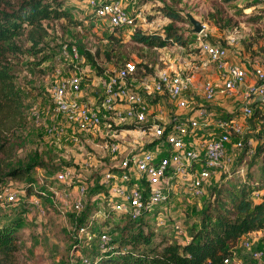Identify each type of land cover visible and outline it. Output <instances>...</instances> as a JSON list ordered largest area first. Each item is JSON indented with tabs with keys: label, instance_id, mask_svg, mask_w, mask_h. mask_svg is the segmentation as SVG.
<instances>
[{
	"label": "rangeland",
	"instance_id": "obj_1",
	"mask_svg": "<svg viewBox=\"0 0 264 264\" xmlns=\"http://www.w3.org/2000/svg\"><path fill=\"white\" fill-rule=\"evenodd\" d=\"M67 1L68 8L72 11V21L66 19L46 21L50 36L44 46L48 48V54H51L52 57L38 66L33 64L34 59L28 55L19 54V58L10 57L9 60L10 66L16 73L15 83L23 92L27 119L25 122L26 128L17 129L18 122H13L12 118L6 114L3 119L4 125L1 126L3 135L10 137L11 141H16L20 145L19 150L15 151L16 156L24 158L29 153L37 151L45 159L48 166L37 168L34 172L40 181L36 182L35 186L39 188L46 184L43 189L48 195L54 193L52 200L56 206V208L51 207L45 199L36 196L30 197L28 212L24 216L20 250L14 264H76L82 261L83 258H81L80 252L74 248V244L78 241L80 244L85 245L86 234L80 235L78 232V226L81 225L80 219L85 209L77 211L76 209L65 210L62 208L61 198L56 194V191H62L65 184L56 179V174L62 167H70L76 171L77 178L72 184L73 192L76 191V186L78 187L82 183L81 179L93 178V183L87 186L88 190L83 198L86 208L91 199V191L101 183L97 180L103 176L104 172L119 165L117 159L114 158V154L102 143L101 137L77 131L66 118L54 111L51 87L53 82L56 81L55 69L61 67L65 69L66 73L77 72L75 69L67 68L66 63L60 56V45L62 43H76L78 46H80L79 43H82L81 49H89L92 53H96L100 49L101 55L97 59L104 69L109 72L115 71L125 59H131L135 63L146 61L154 67L155 71L173 65L181 69L192 82L189 98L194 103L191 106L197 107L206 104L212 112L209 128L200 131V134L210 136L218 134L215 118L221 114H226L227 111L235 110L236 107H242L245 101L243 96L236 93L218 96L212 102L207 103L205 101L203 87L206 82L222 86L223 78L215 66L209 62L208 57L202 52L200 53L199 43L192 35L193 24L190 22L189 16L200 20L205 25L209 35L214 39L226 38L232 34L238 40H243L242 44L250 41L251 35L258 28L264 27V23L252 24L249 20L252 17V12L242 15L237 14L238 9L233 6L234 4L227 3L224 0H126L130 9L141 7L138 9L143 10L146 18L140 21L136 28L148 32L161 31L171 22L164 15V12H161L162 7L170 6L180 11L185 19L175 25L184 34V38L189 39L191 44L187 47L174 44L164 49L148 48L134 42L129 34H126L115 44L109 38L110 32L106 33L107 27L105 25L94 28L91 24L86 23L87 15L89 12H93V9L87 8L81 0ZM246 1L248 0H240L238 3L243 5ZM219 17H222L223 20H219ZM229 19H231V23H237L235 28L227 29L228 26L226 25ZM16 42L24 48L30 46L24 36L18 37ZM109 47H116V52L113 55L119 56L121 62L116 63L117 56H112V61L105 56L104 51ZM245 63L250 67V76L253 78L252 65L248 61H245ZM83 69V75L86 73L93 75L96 71V67L91 65L85 66ZM94 79L97 80L96 77ZM94 81L91 79L90 81L89 79L84 81V89H89L88 91L85 89L86 94H96L97 87L92 84ZM171 105L175 109V106L170 103L168 104L169 108L172 109ZM179 112L177 110V113ZM17 119L19 120V118ZM242 121L244 122L245 138L247 141L252 142L246 147L248 149L246 159L240 161V155L234 154L230 144L228 155L223 160L224 168H220L210 179L206 187V193L202 198H193L183 189H180L172 203L162 204L160 211L151 212L145 217L141 224L143 225L146 220L148 225L156 228L157 232L153 235L154 239L159 240L163 235H171L178 240L191 238L192 228L197 229V227H200L203 208L214 202L213 193L218 192L230 181L240 182L248 176L252 182L262 181L264 175L263 120L257 118ZM53 126L58 128L57 132L52 131ZM16 130L19 136L16 140H12V135ZM260 147H262V151H259ZM228 157H230V161ZM235 169H240V172ZM242 170L244 171L242 172ZM25 183V179L10 178L7 183L0 184V187L8 185L20 190L18 201L23 205L25 189L22 188ZM78 197L79 195L76 196L73 193L74 200H77ZM36 200L39 201V206ZM105 200L106 194H102L101 199L93 202V207H96L95 217H90L93 219L88 220L95 223L96 226H103L102 223L105 221L106 215L111 213V222L119 223V226L123 228L129 222V216H122L123 214L116 213L109 207V204L112 206L116 204L118 197H109L107 203H105ZM18 201L0 203V208L13 209L20 205L17 203ZM42 210H44V214ZM160 220L164 221L163 224L160 223ZM175 221L183 222L184 234L176 232L174 229ZM109 227L108 223L104 226V229L109 230L110 233L119 228ZM96 230H98V227H96ZM118 232H115V234H118ZM239 250L240 248H238V253Z\"/></svg>",
	"mask_w": 264,
	"mask_h": 264
},
{
	"label": "built area",
	"instance_id": "obj_2",
	"mask_svg": "<svg viewBox=\"0 0 264 264\" xmlns=\"http://www.w3.org/2000/svg\"><path fill=\"white\" fill-rule=\"evenodd\" d=\"M81 1L93 9L87 15L86 23L94 28L105 25L110 29L133 31L146 18L143 10L130 9L126 0ZM258 1L264 3V0ZM197 35L200 53L208 57L223 78L222 86L206 82L203 87L205 101L212 102L218 96L233 93L240 94L245 101L239 115L217 116L218 134L210 136L200 134V131L209 128L212 112L206 104L191 106L194 103L189 98L192 82L181 69L173 65L137 76V64L129 60L114 74L106 69L98 72L91 62L79 66L86 58L77 44L60 45V56L66 67L77 72L66 73L61 67L55 69L56 81L51 87L54 111L77 131L101 137L102 143L119 162L118 166L104 172L101 180L109 190V197H118L116 204L110 206L116 213L142 220L146 211L149 215L158 206L172 203L180 189L193 198H202L210 179L223 167L229 145L238 156L249 143L252 144L245 139L242 120L252 117L255 99L264 95V64L257 60L252 65L254 77L251 78L250 67L245 62L235 63L230 58L228 46L237 45V37L231 34L222 38L226 46L217 39H209L206 27ZM96 60L97 65L103 67ZM90 65L96 67L94 76L83 75V68ZM87 79L95 80L92 84L97 87L96 94L85 93V89L89 90L84 89ZM169 103L175 109L172 105V109L169 108ZM52 131L57 132L58 128L53 126ZM76 178V171L70 167L56 174V179L65 184L62 191H56L65 210L85 209L83 198L88 184L81 179L82 183L73 192L71 186ZM19 193L20 190L11 186L1 187L0 203L16 202ZM73 193L79 195L77 200L73 199ZM36 203L39 206L38 200ZM163 222L160 220L161 224ZM174 229L180 234L185 233L182 221H175ZM78 232L85 234V227H79ZM111 239L109 230L102 232L101 246L108 245ZM238 248L239 253L226 257L223 264H264V230L244 236ZM82 262L89 264L87 258Z\"/></svg>",
	"mask_w": 264,
	"mask_h": 264
},
{
	"label": "trees",
	"instance_id": "obj_3",
	"mask_svg": "<svg viewBox=\"0 0 264 264\" xmlns=\"http://www.w3.org/2000/svg\"><path fill=\"white\" fill-rule=\"evenodd\" d=\"M224 1L234 4L233 6L238 9L237 14L252 12V17L249 19L252 24L264 23V3L248 0L240 5L238 3L240 0ZM138 8L141 7L138 6ZM160 10L171 21L161 31L148 32L140 28L134 29L131 33L129 28H107L105 31L106 33L110 32L109 38L115 44L126 34H129L134 42L148 48L164 49L174 44L189 46L191 42L184 38V34L175 25L185 19L181 12L170 6L162 7ZM71 16L72 11L68 8L67 0H0V184L7 183L10 178L25 179L26 181L22 188L25 189V201H22L24 204H20L17 200L20 205L13 209L0 208V264H14L16 261L22 239L24 216L28 212L30 197L36 196L45 199L51 207L56 208L52 200L54 193H50V195L44 193L43 188L46 184L39 188L35 186L36 182L40 181L34 172L37 168L48 166L45 159L37 151L29 153L24 158L16 156L15 151L19 150L20 145L16 141H11L10 137L3 135L1 126L4 125L3 119L6 114L12 118L13 122H18L17 129L26 128L27 119L23 92L15 83L16 73L10 66L9 60L10 57L19 58V54H23L32 57L33 64L36 66L48 61L52 55L48 54V48L44 46L50 36L46 21L59 19L72 21ZM218 19L223 20L222 17ZM235 25L237 23L233 24L229 19L226 26H228L227 29H232L236 27ZM192 35L198 42L197 33L192 32ZM23 36L30 43L28 48H24L16 42L18 37ZM209 39L214 40L211 36ZM217 41L227 46L226 41L222 38ZM242 42L244 41L239 40L237 45L228 46L231 51L230 58L235 63L248 61L254 65L258 60L264 64V27L258 28L251 35L250 41H246L244 44ZM79 45L83 46L82 43ZM80 46V51L86 59L84 62H80L79 66L82 67L91 62L97 67L98 72L104 71V67L98 66L96 60L101 55V50L98 49L93 54L89 49L83 50ZM114 52H116V47H109L104 51L105 56L111 61L113 60L112 56H117L113 55ZM129 60L131 59L121 62L117 56L116 63H121L116 69ZM136 64L138 67L137 76L155 72L154 67L146 61ZM109 73L114 74L115 71ZM262 105L253 103V115L249 120L260 118L264 124ZM242 110L241 107H236L235 110L227 111L226 114L236 116L242 113ZM17 132L16 130L13 133L12 140H16L19 136ZM259 151H262V147ZM243 152L244 154L241 155ZM247 154L248 149L244 148L239 153V160H245ZM63 168L65 167L59 170ZM235 170L240 172V169ZM102 177L97 182H100ZM261 180V182H252L248 176L240 182L230 181L218 192L213 193L214 202L202 210L200 227L197 229L193 227L192 237L185 240L175 239L171 235H163L159 240L154 239L156 228L148 225L146 220L142 225L141 222L144 219L136 220L128 217L129 222L121 228L119 223L111 222L112 216L109 213L102 223L103 226H96L95 223L90 222L88 219L95 217L96 207H93V202L101 199L102 194H106L105 203L109 202V190L100 183L91 191V199L83 211L80 219L81 225L78 226V228L85 227V245L76 241L74 248L80 252L81 258L88 259L89 264H223L226 257L232 256L238 251L240 240L244 236L264 230V175ZM83 181L89 186L93 183V178L83 179ZM255 192H259V194L255 195ZM159 209L158 206L155 212ZM145 216H148L147 211ZM108 223L110 227H119L114 229L115 232H119L118 234L111 232V241L102 247L100 237L102 232L107 230L104 229V226ZM154 226L156 227V224ZM90 236L91 239H89ZM76 264L87 263L80 261Z\"/></svg>",
	"mask_w": 264,
	"mask_h": 264
},
{
	"label": "water",
	"instance_id": "obj_4",
	"mask_svg": "<svg viewBox=\"0 0 264 264\" xmlns=\"http://www.w3.org/2000/svg\"><path fill=\"white\" fill-rule=\"evenodd\" d=\"M190 21L193 24V32L201 33L204 30L205 25L195 17H190ZM257 104H264V95L258 96L255 101Z\"/></svg>",
	"mask_w": 264,
	"mask_h": 264
},
{
	"label": "crops",
	"instance_id": "obj_5",
	"mask_svg": "<svg viewBox=\"0 0 264 264\" xmlns=\"http://www.w3.org/2000/svg\"><path fill=\"white\" fill-rule=\"evenodd\" d=\"M223 168H224V165H223ZM209 184V183H208Z\"/></svg>",
	"mask_w": 264,
	"mask_h": 264
}]
</instances>
